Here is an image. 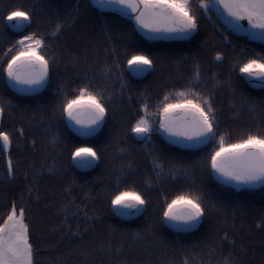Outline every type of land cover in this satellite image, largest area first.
Wrapping results in <instances>:
<instances>
[{
  "label": "trees",
  "instance_id": "16d2710c",
  "mask_svg": "<svg viewBox=\"0 0 264 264\" xmlns=\"http://www.w3.org/2000/svg\"><path fill=\"white\" fill-rule=\"evenodd\" d=\"M35 3L0 0V64L21 36L33 32L44 36L46 58L55 52L58 61L51 65L50 87L33 96L7 86L0 69V102L5 104L0 129L13 138L10 152L0 148V222L12 203L24 207L36 264H184L185 256L194 257L190 264H207L208 256L201 250L217 241L226 227L236 243L234 247L224 243L223 253L233 252L236 264H264V230L257 227L264 220V191L237 193L219 185L201 163V157H206L214 145L188 151L169 145L158 133L154 132L149 142L134 138L129 130L144 114V103H148V117L156 126L157 105L169 92L182 90L197 63L206 79L215 73L223 85L231 78L236 99L241 94L257 102L264 99V89L251 90L241 74L229 71L233 60L245 59L253 51L264 55V44L236 37L228 30L223 34L230 43L225 42L217 17L209 13V21L198 10L199 28L192 39L148 42L131 19L113 10L102 11L91 0H44L31 26L22 33L14 32L3 19L5 13L17 7L30 10ZM69 15L73 20H67ZM57 21L67 23L59 38L53 40L47 33ZM139 50L156 57L154 70L142 79L131 74L126 62L128 55ZM217 51L226 54L222 64L213 59ZM105 65L112 69L110 74H105ZM89 80L106 86L113 98L98 140L101 159L96 166L82 169L70 160V149L81 141L59 112L62 94L58 89L64 85V91L71 95ZM195 90L202 94L207 91ZM232 91L221 86L213 98L218 135L228 141L264 127L259 107L256 112L239 104L232 107ZM21 128L23 136L19 134ZM9 155L13 160L11 175L7 172ZM154 158L163 165L162 170L153 166ZM173 163L187 169L189 175L172 176L169 169ZM117 177H122L121 188L147 193L149 203L143 214L121 217L113 213L109 197L116 189ZM197 188L215 205L200 227L190 233H176L163 225L160 217L165 197L170 201ZM212 264H218L215 257Z\"/></svg>",
  "mask_w": 264,
  "mask_h": 264
},
{
  "label": "snow or ice",
  "instance_id": "6c2138e0",
  "mask_svg": "<svg viewBox=\"0 0 264 264\" xmlns=\"http://www.w3.org/2000/svg\"><path fill=\"white\" fill-rule=\"evenodd\" d=\"M44 0H36L30 10L12 8L3 19L8 26L22 31L31 26L35 13L42 9ZM101 8H109L134 21V28L148 42L188 41L199 28L197 11L193 10V0H96ZM197 9L209 21L213 12L221 22V38L230 42L224 35L243 33L248 40L264 44V0H198ZM67 20H73L69 15ZM246 21L247 25L243 22ZM74 22V21H73ZM65 22L57 21L53 30L47 33L48 38L56 40L65 30ZM70 26V25H69ZM44 36L35 32L23 35L16 41V46L9 49L13 54L2 64L5 84L24 96L41 93L52 84L51 65L58 63L55 52L46 58ZM115 52V48L111 49ZM226 54L217 51L214 61L222 64ZM127 65L132 66L134 74H145L154 70L156 57L150 52L139 50L126 57ZM193 75L185 80L182 90L169 92L157 105L156 126L148 118V103L141 105L143 115L130 125L134 138L151 141L153 133L164 137L169 145L193 151L214 145L201 163L209 175L224 188L237 193L254 190L264 191V127L248 131L234 141L218 135L219 120L213 98L217 88L224 86L233 89L232 107L237 104L256 112L258 107L264 119V99L259 102L246 99L243 94L236 99V92L231 78L221 85L215 73L207 79L202 75L200 65H193ZM105 74L112 69L105 65ZM230 72H238L240 78L253 88H264V55L253 51L245 59L233 60ZM86 77L88 73H85ZM123 87V86H122ZM60 85L58 92L62 99L58 103L60 114L65 118L66 126L79 138L78 143L70 149V160L79 168H91L101 159L102 149L99 146V135L107 124L112 96L104 85L96 86L91 80L76 89L71 95ZM196 88L206 89L203 94ZM11 106V102H8ZM5 117V104L0 102V122ZM24 130L19 129L20 136ZM35 146V141L32 142ZM13 146L10 132L0 129V148L8 152ZM155 168L163 169L162 164L153 160ZM131 168V165H128ZM123 171V169H121ZM7 172H13L11 155L7 158ZM172 176H188V170L173 165L169 169ZM159 179V174H157ZM122 177L116 178V189L109 197L110 207L114 214L131 217L143 214L149 200L147 193L142 194L134 188H121ZM150 183V182H149ZM29 189V193H31ZM200 193L197 195L196 193ZM215 205L206 201L202 190L197 188L182 192L170 201L165 197L161 209L160 221L176 233H190L202 224L206 213ZM87 215V214H85ZM264 230V220L257 225ZM230 228L221 229L217 241L209 244L201 252L208 256L207 264H212L213 257L218 264H236L233 252L223 253L224 243L235 246V239L229 237ZM139 236V234H138ZM190 258L184 257V264H190ZM0 264H36V250L30 235V228L25 221V209L12 203L6 218L0 222ZM198 264H204L199 261Z\"/></svg>",
  "mask_w": 264,
  "mask_h": 264
},
{
  "label": "water",
  "instance_id": "95a60500",
  "mask_svg": "<svg viewBox=\"0 0 264 264\" xmlns=\"http://www.w3.org/2000/svg\"><path fill=\"white\" fill-rule=\"evenodd\" d=\"M119 13V12H118ZM26 28V27H25ZM25 28L22 30V31H18L17 29H15V28H12L11 27V29L14 31V32H16V33H22L24 30H25ZM232 33V32H231ZM234 36H236V37H239V38H245L246 36L243 34V33H240V34H236V33H232ZM130 71H131V74L134 76V77H136V78H143V77H145L146 75H147V73H145V74H142V75H139V74H134L133 73V71H132V66L130 67ZM6 152V151H5ZM8 152H10V151H8ZM82 169H88V168H82Z\"/></svg>",
  "mask_w": 264,
  "mask_h": 264
},
{
  "label": "rangeland",
  "instance_id": "374dc122",
  "mask_svg": "<svg viewBox=\"0 0 264 264\" xmlns=\"http://www.w3.org/2000/svg\"><path fill=\"white\" fill-rule=\"evenodd\" d=\"M92 1V3L96 6V7H98L100 10H111V9H109V8H101V7H99L98 5H97V3H96V0H91ZM197 4H198V0H193V4H192V6H193V10L194 11H197L198 9H197ZM199 11V10H198ZM200 12V11H199ZM209 13H213V12H209ZM209 13L207 14L208 16H209ZM134 22V21H133ZM245 25H247V22L246 21H244L243 22ZM230 43V42H229ZM13 53L12 52H9V54L7 55V58H6V60L12 55ZM131 67V66H130ZM149 118V117H148ZM149 120H150V118H149ZM150 122H151V120H150Z\"/></svg>",
  "mask_w": 264,
  "mask_h": 264
},
{
  "label": "flooded vegetation",
  "instance_id": "af4514ba",
  "mask_svg": "<svg viewBox=\"0 0 264 264\" xmlns=\"http://www.w3.org/2000/svg\"><path fill=\"white\" fill-rule=\"evenodd\" d=\"M245 38H247V37H245ZM139 79H142V78H139ZM247 85L251 88V90H255V91H260V90H263L264 89V88H253L251 85H249V84H247Z\"/></svg>",
  "mask_w": 264,
  "mask_h": 264
}]
</instances>
